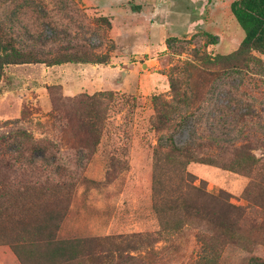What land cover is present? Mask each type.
<instances>
[{"label":"rangeland","instance_id":"rangeland-1","mask_svg":"<svg viewBox=\"0 0 264 264\" xmlns=\"http://www.w3.org/2000/svg\"><path fill=\"white\" fill-rule=\"evenodd\" d=\"M230 1L0 0V36L39 59L3 68L0 133L26 130L58 152L63 176L75 184L59 239L159 231L150 199L159 137L192 144L199 157L219 164L239 149L264 162V56L252 52L249 63L232 65L207 58L234 53L244 36ZM69 56L93 63L54 64ZM170 78L178 82L179 99ZM109 92L104 133L94 148L66 115L65 100ZM154 96L172 105L170 128L159 133L149 125ZM49 169L55 180V166ZM187 171L209 193L223 191L232 204L246 205L245 175L208 163ZM257 213H248V221L260 222ZM196 235L187 228L157 239L151 251L131 254L141 262L120 264H199ZM244 247L227 245L219 264L264 259L259 241ZM0 264H19L7 246H0Z\"/></svg>","mask_w":264,"mask_h":264},{"label":"trees","instance_id":"trees-1","mask_svg":"<svg viewBox=\"0 0 264 264\" xmlns=\"http://www.w3.org/2000/svg\"><path fill=\"white\" fill-rule=\"evenodd\" d=\"M229 11L244 36L234 53L207 56L208 60L214 65H232L249 63L252 52L264 56V0H231ZM10 41L0 36V79L5 66L39 62ZM67 58L54 64L93 63L79 57ZM169 89L174 100L179 99L176 80L169 79ZM111 95L96 93L65 100L66 115L76 118L77 129L94 148L104 133L108 118L105 100ZM152 106L150 129L157 133L169 129L172 105L154 96ZM57 153L50 142L38 141L26 130L0 133V246H7L19 264L141 262L131 254L149 252L157 239L187 228L197 230L202 249L199 264H219L227 245L247 249L259 241L264 246V162L244 149L237 150L228 163L219 164L199 157L192 144L178 145L174 136L159 137L152 153L150 194L159 231L71 239H59L58 231L68 213L75 184L63 176L66 171L58 164ZM37 161L44 167L37 168ZM192 163L218 165L248 177L250 182L242 196L246 205H234L227 193L211 194L201 184L196 185L195 177L187 171ZM49 166H55V180ZM251 211L261 217L260 222L248 221ZM247 264H264V259L250 256Z\"/></svg>","mask_w":264,"mask_h":264},{"label":"crops","instance_id":"crops-1","mask_svg":"<svg viewBox=\"0 0 264 264\" xmlns=\"http://www.w3.org/2000/svg\"><path fill=\"white\" fill-rule=\"evenodd\" d=\"M14 256V255H13Z\"/></svg>","mask_w":264,"mask_h":264}]
</instances>
